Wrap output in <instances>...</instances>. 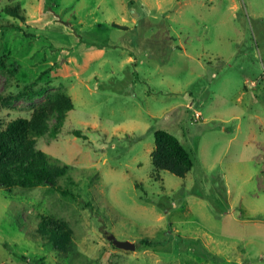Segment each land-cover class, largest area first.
<instances>
[{"label": "rangeland", "instance_id": "1", "mask_svg": "<svg viewBox=\"0 0 264 264\" xmlns=\"http://www.w3.org/2000/svg\"><path fill=\"white\" fill-rule=\"evenodd\" d=\"M56 90L74 107L37 147L74 197L0 186V264H264V0H0V123ZM159 128L185 176L153 167Z\"/></svg>", "mask_w": 264, "mask_h": 264}, {"label": "trees", "instance_id": "2", "mask_svg": "<svg viewBox=\"0 0 264 264\" xmlns=\"http://www.w3.org/2000/svg\"><path fill=\"white\" fill-rule=\"evenodd\" d=\"M11 10L18 13V7ZM44 92L45 88L40 87L15 96L23 94L31 98ZM6 101L0 92V104ZM73 107L71 96L56 90L47 94L28 116H17L0 123V186L30 188L48 183L62 195L74 197L70 190L58 183V179L66 174L67 166L50 161L47 153L37 147L39 137L47 132L53 136L59 133ZM153 135L155 146L151 162L155 170H168L177 176H185L193 166L191 152L177 136L165 129H155ZM37 231L57 249L66 251L74 244L72 227L52 214L41 217Z\"/></svg>", "mask_w": 264, "mask_h": 264}, {"label": "water", "instance_id": "3", "mask_svg": "<svg viewBox=\"0 0 264 264\" xmlns=\"http://www.w3.org/2000/svg\"><path fill=\"white\" fill-rule=\"evenodd\" d=\"M106 237L118 247H121V248H124V249H129V250H132V249L136 248L135 242H132L131 240L127 241V240L117 239L115 237V235L112 234V233L108 232V234H106Z\"/></svg>", "mask_w": 264, "mask_h": 264}, {"label": "built area", "instance_id": "4", "mask_svg": "<svg viewBox=\"0 0 264 264\" xmlns=\"http://www.w3.org/2000/svg\"><path fill=\"white\" fill-rule=\"evenodd\" d=\"M197 114V116H199V113H196Z\"/></svg>", "mask_w": 264, "mask_h": 264}]
</instances>
